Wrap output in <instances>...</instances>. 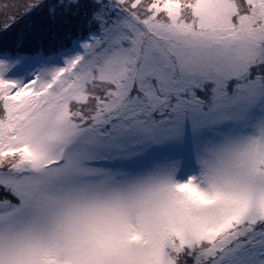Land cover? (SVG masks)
I'll return each instance as SVG.
<instances>
[{"label": "snow or ice", "instance_id": "snow-or-ice-1", "mask_svg": "<svg viewBox=\"0 0 264 264\" xmlns=\"http://www.w3.org/2000/svg\"><path fill=\"white\" fill-rule=\"evenodd\" d=\"M47 4L89 35L0 59V264H264V0Z\"/></svg>", "mask_w": 264, "mask_h": 264}, {"label": "trees", "instance_id": "trees-1", "mask_svg": "<svg viewBox=\"0 0 264 264\" xmlns=\"http://www.w3.org/2000/svg\"><path fill=\"white\" fill-rule=\"evenodd\" d=\"M89 34L85 18L43 7L22 16L10 30L0 33V54L10 56H53L72 47ZM22 40L23 45L17 46Z\"/></svg>", "mask_w": 264, "mask_h": 264}, {"label": "rangeland", "instance_id": "rangeland-1", "mask_svg": "<svg viewBox=\"0 0 264 264\" xmlns=\"http://www.w3.org/2000/svg\"><path fill=\"white\" fill-rule=\"evenodd\" d=\"M88 35H86L83 39L76 41L72 47L53 56L41 57L22 55L14 57L9 54L2 53L0 54V59L18 61L8 75L16 78L30 79L35 73L47 72L57 67H63L67 58L82 51L81 42L86 39Z\"/></svg>", "mask_w": 264, "mask_h": 264}, {"label": "bare ground", "instance_id": "bare-ground-1", "mask_svg": "<svg viewBox=\"0 0 264 264\" xmlns=\"http://www.w3.org/2000/svg\"><path fill=\"white\" fill-rule=\"evenodd\" d=\"M10 76V75H9Z\"/></svg>", "mask_w": 264, "mask_h": 264}]
</instances>
